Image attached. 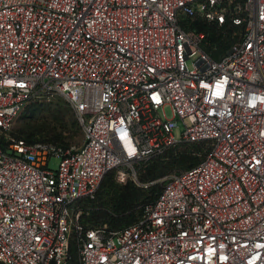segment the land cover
<instances>
[{"label":"built area","instance_id":"obj_1","mask_svg":"<svg viewBox=\"0 0 264 264\" xmlns=\"http://www.w3.org/2000/svg\"><path fill=\"white\" fill-rule=\"evenodd\" d=\"M227 17L243 37L215 60L185 24ZM53 96L81 146L9 140L27 100ZM183 144L199 162L139 220L81 224L109 172L136 179ZM71 244L76 264H264V0H0V263L70 264Z\"/></svg>","mask_w":264,"mask_h":264},{"label":"trees","instance_id":"obj_2","mask_svg":"<svg viewBox=\"0 0 264 264\" xmlns=\"http://www.w3.org/2000/svg\"><path fill=\"white\" fill-rule=\"evenodd\" d=\"M238 14L239 16L242 15ZM185 25V28L203 34V48L215 60L223 56L233 44L242 39L245 28L244 24H233L230 17H227L221 25L206 22L201 18ZM30 107H34V104H31ZM71 117L69 123L64 119V116L58 118L54 123L52 121L51 127L44 133L46 137L43 141L63 146L65 150L69 149L71 146L70 140L74 137H81V128L74 112ZM17 139L26 142L40 141ZM203 148V144H183L167 150L163 156L151 159L140 170L138 179L140 184L133 182L129 175L122 182H117L112 176L106 178L108 173L101 181L95 198L81 201L79 205V209L82 211L81 224L88 229L104 227L110 231L119 230L133 224L139 220L144 210L152 205L158 197L162 185L160 186L156 182L157 177L163 174L165 176L175 169H186L194 166L200 160L196 152H201ZM165 168H168V170L161 172ZM95 205L99 206L96 208ZM86 209H89L88 215L85 214ZM86 218L90 220L89 223L85 222ZM70 251L72 256L70 264H76L77 256L74 244H71Z\"/></svg>","mask_w":264,"mask_h":264},{"label":"rangeland","instance_id":"obj_3","mask_svg":"<svg viewBox=\"0 0 264 264\" xmlns=\"http://www.w3.org/2000/svg\"><path fill=\"white\" fill-rule=\"evenodd\" d=\"M190 65V64H189ZM31 104H34V107H30ZM73 108L71 107L70 103L61 96H53L48 98H29L19 112V114L15 117L11 130L6 134L7 137L10 139H30V140H40L43 141L45 139L44 133L48 131V128L51 127V123L53 121L56 122L58 118L64 116V119L69 123L70 119L72 118ZM163 113L167 118L172 116L170 108L165 106L163 108ZM74 118V115H73ZM81 131V137L77 138L74 137L70 140L71 146L69 149H77L83 142V132ZM181 131V125L178 127V132ZM62 149L63 146L58 145ZM60 159L57 157H52L48 161V169L52 171H56L58 169ZM143 168V167H142ZM142 168H134V173L136 179L131 178L133 182L140 184L138 179L140 176V170ZM168 168L161 170V172H166ZM132 170L131 169H119L113 170L109 172L106 178L113 177L117 182H122L125 177L128 175L131 176ZM164 175V174H163ZM163 175H159L156 179V182L161 186L162 185V178ZM99 190V188H98ZM101 191V188H100ZM110 191V190H106ZM108 196L106 195V198ZM99 205H95L97 208ZM88 210L85 214L88 215ZM85 222L89 223L90 220L85 219ZM97 225V224H94ZM3 264V263H0Z\"/></svg>","mask_w":264,"mask_h":264}]
</instances>
